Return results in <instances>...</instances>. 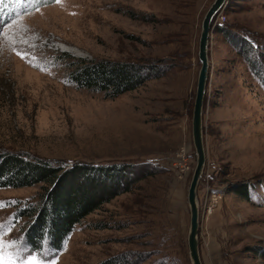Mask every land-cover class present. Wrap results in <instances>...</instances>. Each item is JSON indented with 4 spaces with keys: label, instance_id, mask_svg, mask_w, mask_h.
Returning <instances> with one entry per match:
<instances>
[{
    "label": "rangeland",
    "instance_id": "rangeland-1",
    "mask_svg": "<svg viewBox=\"0 0 264 264\" xmlns=\"http://www.w3.org/2000/svg\"><path fill=\"white\" fill-rule=\"evenodd\" d=\"M213 1L0 0V150L143 175L88 213L59 250L27 241L23 210L40 201L42 183L0 186V264H192V120ZM82 57L168 68L108 97L71 78L69 63ZM203 132L202 262L264 264V0H227L212 21Z\"/></svg>",
    "mask_w": 264,
    "mask_h": 264
},
{
    "label": "trees",
    "instance_id": "trees-1",
    "mask_svg": "<svg viewBox=\"0 0 264 264\" xmlns=\"http://www.w3.org/2000/svg\"><path fill=\"white\" fill-rule=\"evenodd\" d=\"M75 63L69 66L73 67L70 76L77 85L102 91L108 97L135 89L168 68L150 59L82 57ZM138 173L125 164L63 163L22 151L0 150V186L42 183L40 201L23 210L32 218L26 236L34 250H40L45 239L53 249L62 248L78 222L117 194L130 190V179L135 181L143 176ZM103 264L115 263L109 260Z\"/></svg>",
    "mask_w": 264,
    "mask_h": 264
},
{
    "label": "water",
    "instance_id": "water-1",
    "mask_svg": "<svg viewBox=\"0 0 264 264\" xmlns=\"http://www.w3.org/2000/svg\"><path fill=\"white\" fill-rule=\"evenodd\" d=\"M227 0H214L208 8L202 22L199 39V69L196 96L193 109V138L197 154V163L189 186L188 201L190 206V229L188 233L189 252L192 264H203L199 245L200 208L197 188L206 165V150L203 132V109L209 76V37L211 24L217 13L225 6Z\"/></svg>",
    "mask_w": 264,
    "mask_h": 264
},
{
    "label": "snow or ice",
    "instance_id": "snow-or-ice-1",
    "mask_svg": "<svg viewBox=\"0 0 264 264\" xmlns=\"http://www.w3.org/2000/svg\"><path fill=\"white\" fill-rule=\"evenodd\" d=\"M4 264H15V262L10 259H5ZM22 264H38V262L35 260V258H32L30 260L23 261Z\"/></svg>",
    "mask_w": 264,
    "mask_h": 264
},
{
    "label": "bare ground",
    "instance_id": "bare-ground-1",
    "mask_svg": "<svg viewBox=\"0 0 264 264\" xmlns=\"http://www.w3.org/2000/svg\"><path fill=\"white\" fill-rule=\"evenodd\" d=\"M201 181V180H200Z\"/></svg>",
    "mask_w": 264,
    "mask_h": 264
}]
</instances>
